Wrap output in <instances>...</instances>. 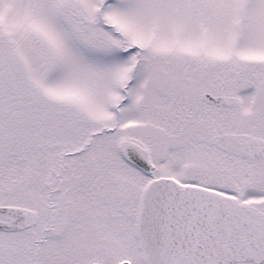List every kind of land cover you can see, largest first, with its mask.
Here are the masks:
<instances>
[{
    "label": "snow or ice",
    "instance_id": "snow-or-ice-1",
    "mask_svg": "<svg viewBox=\"0 0 264 264\" xmlns=\"http://www.w3.org/2000/svg\"><path fill=\"white\" fill-rule=\"evenodd\" d=\"M0 264H264V0H0Z\"/></svg>",
    "mask_w": 264,
    "mask_h": 264
}]
</instances>
